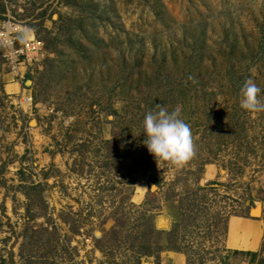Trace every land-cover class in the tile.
Masks as SVG:
<instances>
[{"label":"rangeland","instance_id":"374dc122","mask_svg":"<svg viewBox=\"0 0 264 264\" xmlns=\"http://www.w3.org/2000/svg\"><path fill=\"white\" fill-rule=\"evenodd\" d=\"M9 20L43 55L14 79L0 49V264H264V111L240 107L248 80L264 102V0H14ZM177 106L193 155L155 161L144 118ZM231 217L256 250L227 247Z\"/></svg>","mask_w":264,"mask_h":264},{"label":"clouds","instance_id":"9594fccd","mask_svg":"<svg viewBox=\"0 0 264 264\" xmlns=\"http://www.w3.org/2000/svg\"><path fill=\"white\" fill-rule=\"evenodd\" d=\"M261 89L252 81L245 82L241 89L240 107L248 112L264 111L260 98ZM180 107L169 112L160 107L146 114L143 121V144L154 160L182 164L193 155V142L189 126L179 118ZM119 179V178H118Z\"/></svg>","mask_w":264,"mask_h":264},{"label":"built area","instance_id":"2783aa9c","mask_svg":"<svg viewBox=\"0 0 264 264\" xmlns=\"http://www.w3.org/2000/svg\"><path fill=\"white\" fill-rule=\"evenodd\" d=\"M0 3L8 10L14 0H0ZM21 25L20 22L9 20L0 26L1 58L14 79H22L28 69L27 65L35 60L34 58L43 55V44L34 39L31 30Z\"/></svg>","mask_w":264,"mask_h":264},{"label":"bare ground","instance_id":"6f19581e","mask_svg":"<svg viewBox=\"0 0 264 264\" xmlns=\"http://www.w3.org/2000/svg\"><path fill=\"white\" fill-rule=\"evenodd\" d=\"M14 91L18 92L16 85ZM258 222L243 219L239 217H231L228 223L227 247L234 250L254 251L258 247L261 229Z\"/></svg>","mask_w":264,"mask_h":264},{"label":"crops","instance_id":"0c3cea01","mask_svg":"<svg viewBox=\"0 0 264 264\" xmlns=\"http://www.w3.org/2000/svg\"><path fill=\"white\" fill-rule=\"evenodd\" d=\"M176 262H178V264H181V259H175L174 261H172L173 264Z\"/></svg>","mask_w":264,"mask_h":264}]
</instances>
